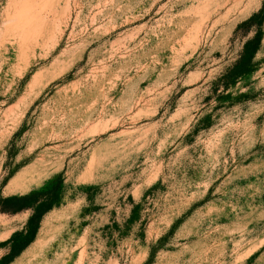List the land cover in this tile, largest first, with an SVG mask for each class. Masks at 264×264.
I'll return each instance as SVG.
<instances>
[{
    "label": "rangeland",
    "instance_id": "1",
    "mask_svg": "<svg viewBox=\"0 0 264 264\" xmlns=\"http://www.w3.org/2000/svg\"><path fill=\"white\" fill-rule=\"evenodd\" d=\"M261 10L0 0V264H264Z\"/></svg>",
    "mask_w": 264,
    "mask_h": 264
},
{
    "label": "trees",
    "instance_id": "2",
    "mask_svg": "<svg viewBox=\"0 0 264 264\" xmlns=\"http://www.w3.org/2000/svg\"><path fill=\"white\" fill-rule=\"evenodd\" d=\"M263 18L264 17V10H261L259 12V14L257 16H255V18H252L250 19L249 21H247L245 24L246 25H249V24H252V21H254V19H257V18ZM233 74H237V73H233ZM232 74V76H233ZM239 74V73H238ZM235 76V75H234ZM31 198L32 197H22V198H14L13 201L17 204L15 209L12 210V213H16L18 211H21L23 209H26V208H29L31 207L32 205H29V202H31ZM46 211H39L38 209L36 210V213L35 215H33L31 217V219L29 220V227L34 229V231H37L40 223H41V219H42V216L44 215ZM25 248V245L22 247V249ZM21 249V250H22Z\"/></svg>",
    "mask_w": 264,
    "mask_h": 264
}]
</instances>
